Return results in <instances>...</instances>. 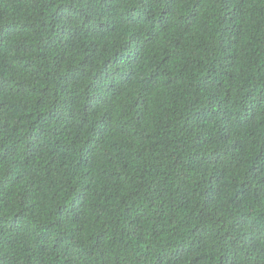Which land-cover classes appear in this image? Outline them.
Returning a JSON list of instances; mask_svg holds the SVG:
<instances>
[{"label":"trees","instance_id":"obj_1","mask_svg":"<svg viewBox=\"0 0 264 264\" xmlns=\"http://www.w3.org/2000/svg\"><path fill=\"white\" fill-rule=\"evenodd\" d=\"M0 264H264V0H0Z\"/></svg>","mask_w":264,"mask_h":264}]
</instances>
